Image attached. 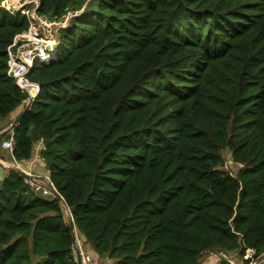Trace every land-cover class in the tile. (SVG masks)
<instances>
[{"label": "trees", "instance_id": "1", "mask_svg": "<svg viewBox=\"0 0 264 264\" xmlns=\"http://www.w3.org/2000/svg\"><path fill=\"white\" fill-rule=\"evenodd\" d=\"M2 1L0 123L24 106L7 48L29 25ZM79 9L57 59L32 62L38 92L0 135L54 189L0 178V264H76L72 224L98 264L250 262L247 249L264 250V0H39L36 13Z\"/></svg>", "mask_w": 264, "mask_h": 264}, {"label": "built area", "instance_id": "2", "mask_svg": "<svg viewBox=\"0 0 264 264\" xmlns=\"http://www.w3.org/2000/svg\"><path fill=\"white\" fill-rule=\"evenodd\" d=\"M29 3L33 4L32 7L25 8ZM2 4L11 13L26 14L29 18L27 29L18 33L12 44L7 48V74L14 80V83H16L19 88L21 87L28 91L29 97L24 100V104L28 103L29 106L38 92V84L27 78L28 71L32 62L36 59L43 63H49L57 59V50L59 47H56L55 37L58 34V29L66 25L67 19L63 22H60L61 20L59 22L54 20L50 21L44 16L38 15L36 13V7L39 4V0H25L23 3L18 0H3ZM0 147L7 150L10 155L12 154L14 149L12 131L6 138L0 141ZM15 166L21 169L18 163H16ZM28 173L31 174L30 172ZM33 177L32 180L25 181L35 192L40 189L43 194L54 192L48 174L44 176L46 185L39 183L37 176L33 175ZM62 205L71 219L68 207L64 204ZM72 230L74 234L73 256L75 263L94 264L93 256L90 252V245L83 242L78 237L74 227H72ZM253 257L254 251L252 249H247L243 259H251L247 264H256L258 257H264V250L254 259ZM223 260H227L230 264H238V262L234 261L230 253L226 254L222 251L213 252V260L210 264H220ZM240 264H243L242 261H240Z\"/></svg>", "mask_w": 264, "mask_h": 264}, {"label": "crops", "instance_id": "3", "mask_svg": "<svg viewBox=\"0 0 264 264\" xmlns=\"http://www.w3.org/2000/svg\"><path fill=\"white\" fill-rule=\"evenodd\" d=\"M20 2V0H18ZM25 1V0H24ZM22 1V3L24 2ZM26 5V4H25ZM32 6V5H31ZM25 8H27V5L25 6ZM24 106L19 107L16 111H14L13 113H11L8 117H6L5 119H3L0 123V133H4L7 130L10 131L11 129V125L15 119L16 116H18L21 111L23 110ZM41 144L38 142L36 144V148H40ZM16 161L12 158V156L10 155V153L8 151H6L5 149L0 147V178H2L6 172L8 171L9 167H15L16 165ZM19 165V164H18ZM23 170H26L27 172H30L32 175L40 177L41 175L44 174L47 175L48 172L47 170L44 168L43 164L40 163V161L38 160V158L33 157L32 160L30 161H25L22 164H20ZM213 252L215 251H206V253H203V256H205V261L202 264H210L213 260ZM202 256V257H203ZM231 256L233 259H236L235 257V253L232 254ZM204 258V257H203ZM264 257L259 258L256 262V264H264ZM236 262H238V264L240 263V260H236Z\"/></svg>", "mask_w": 264, "mask_h": 264}, {"label": "rangeland", "instance_id": "4", "mask_svg": "<svg viewBox=\"0 0 264 264\" xmlns=\"http://www.w3.org/2000/svg\"><path fill=\"white\" fill-rule=\"evenodd\" d=\"M22 1H24V0H20V2H22ZM31 5H33V4H32V3L27 4V8L32 7ZM81 10H82V9H79V10H77V11H75V12H72V11L68 12V13L66 14L65 18H63V20H61L60 22H63L64 20H66L67 17H68L69 15H73V14H75V15L77 14V15H78V14L81 12ZM58 22H59V21H58ZM221 154H222V164L220 165V168H221L222 170H224V171H229L230 173H232V174L234 175V174L237 172V170H238V168H239V165L233 162V160H232V158H231V155H230V152H229L228 149H224V150H222V151H221ZM19 166L21 167L20 164H19ZM15 167H16V166H15ZM17 169H19V168H17ZM20 170H23L22 167H21ZM23 171L27 172L26 170H23ZM27 173H28V172H27ZM38 179H39V183H41V184H43V185H46V184H45V180H44V174L41 175L40 177H38ZM37 192L40 193V194H43V192H41V189L38 190ZM45 194H47V193H45ZM63 211H64L65 218H66V220L68 221L69 216L67 215V213L65 212L64 209H63ZM204 261H205V260H204ZM204 261H203V259H202V263H204ZM234 261H236V260H234ZM98 263H99V260L97 259V256H96V257H95V260H94V264H98ZM101 263H103V264H105V263H110V261H109V260H106V259H103ZM239 264H240V263H239Z\"/></svg>", "mask_w": 264, "mask_h": 264}, {"label": "water", "instance_id": "5", "mask_svg": "<svg viewBox=\"0 0 264 264\" xmlns=\"http://www.w3.org/2000/svg\"><path fill=\"white\" fill-rule=\"evenodd\" d=\"M38 7V6H37ZM36 7V8H37ZM71 16H73V15H69L68 16V18H67V21L69 20V18L71 17ZM55 40H56V47H59L60 46V37H59V35L57 34L56 35V37H55ZM16 84V83H15ZM17 85V84H16ZM20 90H21V95H22V97L24 98V100H26V99H28V97H29V94H28V91L26 90V89H24V88H21L20 87ZM28 112V103H25L24 104V108H23V110L21 111V113L18 115V116H16L15 117V119H14V121H13V123H12V125H15V124H17L18 123V121L26 114ZM11 125V126H12ZM3 133H0V135H2ZM8 170H12V171H14V172H16L17 174H19L24 180H32L34 177H33V175L32 174H29V173H27V172H25V171H23V170H20V169H17L16 167H9V169ZM57 195V194H56ZM60 199H61V197L60 196H58ZM72 227H73V224L71 225Z\"/></svg>", "mask_w": 264, "mask_h": 264}]
</instances>
